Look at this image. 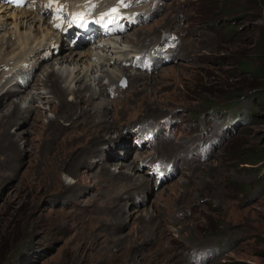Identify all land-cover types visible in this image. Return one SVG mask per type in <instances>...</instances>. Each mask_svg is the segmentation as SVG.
Returning <instances> with one entry per match:
<instances>
[{"label":"rangeland","instance_id":"374dc122","mask_svg":"<svg viewBox=\"0 0 264 264\" xmlns=\"http://www.w3.org/2000/svg\"><path fill=\"white\" fill-rule=\"evenodd\" d=\"M214 2L164 0L148 21L130 29L124 39L136 50L151 48L146 41L156 38L157 48L166 32L178 35V43L168 39L177 47L147 78L128 67L140 82L123 76L113 83L124 92L108 97L111 110L93 98L96 117L72 109L59 126L49 124L60 100L42 71L70 52L63 43L62 53L37 70L26 89L0 96V264H264V182L242 161L244 153L264 149V108L253 107L247 96L236 109L209 108L229 103L237 88L264 91V79L239 69L249 58L264 66V0H219L215 17ZM231 23L236 32L226 31ZM90 46L71 45V53L80 59ZM102 79L105 91L111 79ZM41 89L48 97H38ZM81 94L88 105L90 90ZM14 99L20 108L31 105L38 119L21 113L10 124L5 114ZM100 118H109L115 130L101 129ZM164 119L175 125L169 140L160 139L154 154L140 151L176 159L182 169L157 184L140 165L143 154L129 130ZM122 131L128 145L112 148ZM114 154H124V161ZM118 162L127 164L125 171L115 170Z\"/></svg>","mask_w":264,"mask_h":264},{"label":"bare ground","instance_id":"6f19581e","mask_svg":"<svg viewBox=\"0 0 264 264\" xmlns=\"http://www.w3.org/2000/svg\"><path fill=\"white\" fill-rule=\"evenodd\" d=\"M79 1L84 3V0H79ZM107 1L108 0H93V2L95 3V7L97 9H99L101 5ZM120 4L123 6L124 1L121 0ZM113 5L115 6V3H113ZM158 5L159 2H157L156 5H154V1L152 0L148 4L141 5L140 9H147V12L153 11V13H151L150 15L151 18L157 10H160L161 6L158 8ZM137 7L139 8L140 4H138ZM48 20L49 18L47 16V11L46 9H43L41 5V0H33L29 5H25L24 7H13L11 4H0V96L5 94L6 91L10 88L16 91L26 89L29 86V83L37 78L35 77L36 71L44 67V65H46L50 61H52L55 55L58 56L59 53H62L61 51L62 43L67 48V51H70L69 53L63 55L62 57L59 56L54 59L56 62L53 63L55 64L53 70L48 71V67L45 66V69H43L42 71L43 75L45 76L44 83L48 82L49 85H52L51 86L52 92H55L56 95L58 96V100H60L59 102L60 105L54 106L56 116L55 119L53 118L49 121L50 126L51 125L59 126L60 118L69 119L70 117H72V113L70 112V110L72 109H78V112L76 114H79V110H80L82 112L81 113L82 116L87 115L86 118H88V116H90L91 118L96 117L97 116L96 113L95 112L92 113L90 109V107L94 108L95 106L97 107V105L99 104L93 100V98L95 97H100V99L97 98L98 100H100L99 102H104V101L107 102L108 103L107 107L109 110H111L110 106L114 101L108 99V97L114 99L119 97L121 93L124 92L122 91V88L120 86H116V84L113 83H117L118 80L123 76L124 78H127V80L129 81L131 80V78H133V80H135L136 82H140V78L137 76V74L130 73L128 67H132L136 70H139L140 72H143L144 75L142 76V78L143 77L147 78L148 76L153 75L155 70H158L160 66L168 63L170 60V55L173 54L174 51V46L168 45V43L167 42L165 43V41L163 43L162 40H161V44H159L157 48L153 49L155 46L154 43L156 42L157 38L152 40L149 39V42L146 41V46L148 44L149 45L151 44V48L146 47L147 49L144 48L142 50L141 49L136 50L134 48V46H136L134 42H130L124 39L125 38L124 35L127 32H129L130 29L132 30L133 27L140 25L134 23V24H129L127 28L123 27L121 29V32L118 33V35L116 36L107 37V33L105 31H101L100 39L95 38L92 40L91 37V39L88 42L91 43V46L93 45L92 47L90 46L92 50L90 52H88V50L86 52H83L84 54L81 55L80 59H76L75 57L76 53L75 52L71 53L73 50L71 49L70 46L80 45L82 43H79V41H75L74 44H70L69 41L65 40L64 34H58L52 28ZM8 22L10 23L11 26L8 24ZM5 27H7L6 30H4ZM11 27L12 30L9 31ZM14 36L15 38H13ZM130 43H132L133 45ZM55 44H58L60 46L59 53H56L53 48V45ZM169 50H171L170 54H168ZM48 52H49V56H47ZM136 55L138 56V58L135 57ZM112 63L114 64V66L119 64L121 66L120 69L112 66L113 65ZM6 67H9V69L7 70ZM102 78L108 80L111 79L109 82L110 85L108 84L105 91L102 90L103 89ZM82 81L84 83L83 85L81 84ZM11 82H14V84L10 85ZM85 89L90 90V95L88 99H85V102H87L88 105H84V101L82 100L81 92L83 90L85 91ZM39 91L40 93L38 97L40 98L48 97V95L46 97H42V95H45L47 93L46 89L45 91L42 89ZM66 94L71 96L69 100L65 99ZM6 97L7 94L3 97L4 103L6 99L9 100V98ZM101 97L102 98L104 97L105 99L103 100L101 99ZM16 98L18 99L19 97ZM27 101L31 105L35 104L36 102L35 97L33 96L30 97L28 96ZM9 104L13 105V109L10 110L7 114H5V116L11 120L10 124L13 123L15 120L13 116L15 117V115L17 114L16 116L17 118L21 113H27L28 117H31V119L32 118L38 119V117H36V114L34 116L33 115L34 113H31V110L27 109V108H32L31 105H28L26 108L25 107L20 108V104L15 99L12 100ZM105 105L106 103H102V107H104ZM102 112H105V110L103 109ZM108 119L109 118L107 119L100 118L97 121V124L100 125L101 129H103L104 131L108 129L115 130L116 128L114 126L115 123L113 124L109 123ZM74 126L75 125L71 127ZM132 128H133L132 130H129V134H134V136L138 138L137 128L143 130L144 132L151 133L155 127L154 125L145 121V122H139L138 124L135 123L132 126ZM19 131L21 130L15 132V134H17L15 138L16 141L19 138L18 137V135L20 134ZM122 133L124 136H118V139L111 143L112 148H114L115 145H117L118 147H123L128 145L126 141L127 136H125L124 131H122ZM103 134L110 135V132H104ZM100 137H102V140L105 141V137L100 135L97 136V139ZM111 138L112 137L110 136L109 139ZM160 139L169 140V138L165 134L162 137L153 136L151 143L148 142L137 143L136 146L139 150L136 149L135 150L136 152H142L140 151V149L141 150L154 149V151L152 152V154H154L155 152H157V148H156L157 145H160L159 144ZM136 152L134 154H136ZM113 156H115L114 158L117 159L118 158L123 159L124 154H119V156L114 154ZM136 156L138 158L137 154ZM144 156L145 155L143 154V156L140 157V162L138 160L137 162H139L140 165H143V167H148L149 172H150V167L155 162L160 164L162 168H166L164 161L167 162V166L178 167L177 169L178 172L182 169L177 164L178 160L176 159L172 158L170 161H168L169 159L163 156H158V155H155L154 157L151 156L144 157ZM172 156L173 155L169 156V158H171ZM143 158L147 160L145 161V159ZM102 160L108 161L107 157L103 158ZM120 161H124V159ZM117 164L119 165L116 166L115 170H119L121 172L122 170L123 171L126 170L124 169V166L127 164H123L120 162H118ZM137 165L139 166L138 163ZM183 165L185 167L184 162ZM158 172L159 171H155V175ZM131 173L136 175V173L133 172ZM64 184L67 183L64 182Z\"/></svg>","mask_w":264,"mask_h":264},{"label":"trees","instance_id":"16d2710c","mask_svg":"<svg viewBox=\"0 0 264 264\" xmlns=\"http://www.w3.org/2000/svg\"><path fill=\"white\" fill-rule=\"evenodd\" d=\"M219 0H215V2L213 3V11H211V16H214V13L217 11L216 10V6L218 4ZM238 11V10H237ZM237 11H235L237 13ZM240 12V10H239ZM239 14H236V17H238ZM215 17V16H214ZM243 18V17H241ZM215 21L218 22V20L216 18H213ZM212 20V21H214ZM243 20V19H241ZM213 25V24H212ZM226 31H237V23L229 25L226 24L225 25ZM253 58H249L247 60H244L240 63V67L239 69L246 73V74H250L252 75L255 79H264V66H259V65H255L253 62ZM254 64V65H253ZM251 89H254L255 92L257 91L256 86L253 85L252 87H250V89H246V88H240V89H235L233 91H231V94L228 96V101L229 103H225V104H216L213 106H209L210 111L211 112H218V109H220L221 107L224 109H226V111L232 110V109H236L237 105L239 104V102L241 101L242 98H244L245 96H247L250 99L251 105L253 107H257V106H261L262 108H264V91H259L256 93L250 94L248 93V91H250ZM213 103V102H210ZM241 114V113H240ZM239 114V115H240ZM244 158L242 159L244 164H251L253 167L252 168H257V170L259 171V179L261 181V183L264 182V149H254V150H250L249 152H246L243 154ZM263 173V174H262ZM240 184V183H239ZM244 188V186H243Z\"/></svg>","mask_w":264,"mask_h":264},{"label":"snow or ice","instance_id":"6c2138e0","mask_svg":"<svg viewBox=\"0 0 264 264\" xmlns=\"http://www.w3.org/2000/svg\"><path fill=\"white\" fill-rule=\"evenodd\" d=\"M14 2H17V3H18L19 0H14ZM111 12H112V13H115V12H117V9H116V8H113V9L111 10ZM57 27H59V26H57Z\"/></svg>","mask_w":264,"mask_h":264}]
</instances>
